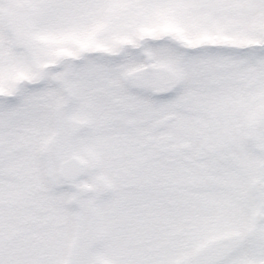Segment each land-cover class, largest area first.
I'll use <instances>...</instances> for the list:
<instances>
[{
    "label": "snow or ice",
    "instance_id": "snow-or-ice-1",
    "mask_svg": "<svg viewBox=\"0 0 264 264\" xmlns=\"http://www.w3.org/2000/svg\"><path fill=\"white\" fill-rule=\"evenodd\" d=\"M0 264H264V0H0Z\"/></svg>",
    "mask_w": 264,
    "mask_h": 264
}]
</instances>
